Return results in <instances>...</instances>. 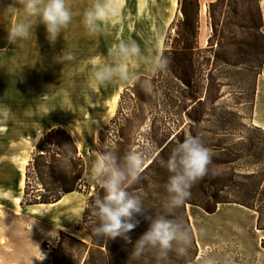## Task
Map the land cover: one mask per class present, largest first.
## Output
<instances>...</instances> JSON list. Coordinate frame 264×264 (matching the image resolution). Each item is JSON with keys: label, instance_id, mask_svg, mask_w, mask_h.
Listing matches in <instances>:
<instances>
[{"label": "rangeland", "instance_id": "rangeland-1", "mask_svg": "<svg viewBox=\"0 0 264 264\" xmlns=\"http://www.w3.org/2000/svg\"><path fill=\"white\" fill-rule=\"evenodd\" d=\"M95 2L67 0L74 15L54 44L48 41L45 26L32 18L33 25L37 24L29 38L10 45L8 30L25 16L14 0H0V115L5 110L11 112L7 126H0V264H54V259L59 264H205L209 258L215 264H264V231L256 227L255 212L237 203H217L227 195L222 191L211 195L205 183L190 189L192 203L185 204L189 224L180 208L170 217L191 234L187 255L170 252L167 260L159 262L154 250H145L139 257L132 255L136 241L150 226L146 217L164 211L170 173L162 162L177 143L194 135L210 150L211 157H219L220 153L207 146L209 139L222 131L215 125L220 116L237 117L235 133H241L240 123L264 130V67L257 77L253 105L236 98L239 92L247 97L250 85L240 69L228 68L222 71L226 85L219 87L223 96L214 106L205 99L208 69L199 67L194 88L202 102L197 103L168 70L158 72L146 59L170 48L182 17L180 0H102L109 5L110 14L103 30L91 34L82 18ZM9 5L17 8L6 10ZM210 35L205 12L200 16V47H206ZM129 39L142 51L141 57L127 63L133 78L98 84L95 71L116 62L110 49ZM69 54L73 59H64ZM53 128L64 129L76 149L64 134L47 135ZM59 143L63 149L58 148ZM105 147L121 159L130 150L142 152L145 159L139 179L126 186L142 200L145 210L134 217L139 223L127 233L131 242L121 237L110 239V252L94 248L88 235L97 223L90 206L103 195L91 170ZM72 185L83 195L84 203L81 216L69 226L64 225V204L38 213L30 211L36 204L21 205L25 190L28 200L53 198ZM205 207L215 211L210 213Z\"/></svg>", "mask_w": 264, "mask_h": 264}, {"label": "trees", "instance_id": "trees-1", "mask_svg": "<svg viewBox=\"0 0 264 264\" xmlns=\"http://www.w3.org/2000/svg\"><path fill=\"white\" fill-rule=\"evenodd\" d=\"M199 10V0H180L182 17L178 21L170 48L165 47L162 54L169 61L168 71L175 80L189 89V98L201 104V96L194 88V81L196 71L199 67L205 66L209 76L205 99L209 105L214 106L223 96L219 87L226 85L222 81V78H225L222 76V71L228 68L240 69L250 88L247 97H243V93L239 92L236 93V98L253 105L257 77L264 67V21L259 0L211 1L207 6L211 35L204 48L198 43ZM200 58H204V61H200ZM194 122L198 123L199 120L194 119ZM215 122L222 131L209 139L210 144L207 147L220 153L219 157L216 155L211 157L206 175L193 185L201 188L205 183L211 195H219V191L227 195L217 203H237L254 211L256 227L264 231V130L240 123L243 129L241 133H235L233 126L239 122L237 117L230 119L220 116ZM54 132L66 135L70 145L74 150L76 149L71 136L64 129L53 128L47 135ZM215 136L219 138L215 139ZM167 145L165 144L159 153H162ZM57 146L60 149L64 148L61 143ZM48 168L51 173L54 172V167ZM240 168L242 172L239 171ZM62 190L60 196L39 199L33 197L29 200L26 199L25 190L21 205L53 203L75 191V187L72 185ZM186 203L192 202L188 199ZM185 204L180 210L183 220L189 224ZM205 209L210 213L215 211L211 207ZM88 235L94 248H104L105 251L110 252V239L99 238L93 232H88ZM91 251L92 249L89 254ZM53 263L59 264V261L54 259Z\"/></svg>", "mask_w": 264, "mask_h": 264}, {"label": "clouds", "instance_id": "clouds-1", "mask_svg": "<svg viewBox=\"0 0 264 264\" xmlns=\"http://www.w3.org/2000/svg\"><path fill=\"white\" fill-rule=\"evenodd\" d=\"M22 7L25 20L18 22L8 30V43L15 45L21 40L29 38L37 23L46 28L47 39L54 44L63 29L67 28L73 18V11L67 0H14ZM17 7L9 5L6 10L14 11ZM110 14L109 5L97 0L83 13L82 23L89 33L95 34L103 30V25ZM32 18L37 23L33 25ZM110 54L116 62L105 65L94 73L95 81L105 85L118 79L128 82L132 74L128 71L127 63L133 58L142 56L140 45L135 40L120 41L110 49ZM71 60L69 54L64 57ZM158 72L168 70V59L163 55L146 58ZM11 112L5 110L0 115V126H7ZM211 162V153L201 141L192 136L171 151L168 159L162 162L170 173L166 184L168 200L164 211L156 213L150 220L147 231L136 241L132 255L139 257L145 250H154L158 262L165 261L170 252L178 256H185L191 245V234L182 223L174 218V210L182 207L190 198L192 185L206 175ZM145 159L142 152L130 150L122 159L110 148L99 151L92 165V179L98 183L103 195H98L90 206V215L96 218L94 234L99 238H123L131 242L127 233L132 231L138 221L136 215L144 212L142 200L126 190L139 179L144 168ZM205 264H215L207 259Z\"/></svg>", "mask_w": 264, "mask_h": 264}, {"label": "bare ground", "instance_id": "bare-ground-1", "mask_svg": "<svg viewBox=\"0 0 264 264\" xmlns=\"http://www.w3.org/2000/svg\"><path fill=\"white\" fill-rule=\"evenodd\" d=\"M204 13V12H203ZM203 42L205 44L206 38L203 39ZM115 102V101H114ZM113 104L109 108V115H113L115 105ZM41 138V135H37L34 138V142L37 143L39 139ZM77 147H80V143L77 144ZM22 178L20 180V187L23 186V165H22ZM18 200V198H16ZM83 203H84V197L81 193L73 191L71 193H68L64 195L59 201L53 202V203H48V204H36L33 206H30L33 213H38L40 210L46 211L49 210L50 208L57 207L60 205H65L66 210H65V218L67 219V223H65V227L69 226L73 223L74 220L78 219L81 216V212L83 209Z\"/></svg>", "mask_w": 264, "mask_h": 264}, {"label": "crops", "instance_id": "crops-1", "mask_svg": "<svg viewBox=\"0 0 264 264\" xmlns=\"http://www.w3.org/2000/svg\"><path fill=\"white\" fill-rule=\"evenodd\" d=\"M211 1L213 0H199V3H200L199 19H200L201 14H203V12L204 14L205 12L207 13L206 8ZM259 3H260L262 15H263V21H264V0H259ZM263 32H264V25H263Z\"/></svg>", "mask_w": 264, "mask_h": 264}]
</instances>
